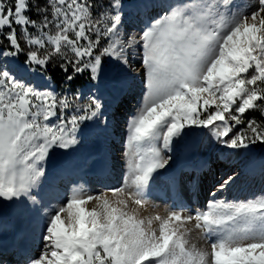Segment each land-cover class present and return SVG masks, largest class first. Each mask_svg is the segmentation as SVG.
Wrapping results in <instances>:
<instances>
[{
	"label": "snow or ice",
	"instance_id": "1",
	"mask_svg": "<svg viewBox=\"0 0 264 264\" xmlns=\"http://www.w3.org/2000/svg\"><path fill=\"white\" fill-rule=\"evenodd\" d=\"M137 78L122 175L106 151L93 171L114 183L93 193L79 177L58 191L51 155L75 152L90 132L111 136L110 109ZM194 133L253 157L260 147L264 171V0H0V216L26 225L19 258L0 250V264H264V194L217 199L236 172L216 184L206 210L176 199L149 211L155 177ZM210 168L202 161L197 179ZM166 180L179 192L178 176ZM28 230L38 252L24 242ZM194 231L207 247L193 243Z\"/></svg>",
	"mask_w": 264,
	"mask_h": 264
},
{
	"label": "bare ground",
	"instance_id": "2",
	"mask_svg": "<svg viewBox=\"0 0 264 264\" xmlns=\"http://www.w3.org/2000/svg\"><path fill=\"white\" fill-rule=\"evenodd\" d=\"M130 12H132L133 15V23H135V10L130 8ZM137 64L139 65V62L137 61ZM139 78H137V83L133 86L132 92L122 94L123 100V105H125L127 110L134 111L135 107L131 106V99L134 98L133 94L139 91ZM131 98L129 101L127 99ZM137 99L139 98L136 96ZM104 99L109 100L110 96L105 95ZM120 97L118 100L115 102V108L113 106L110 111H115L117 108V104L120 103ZM116 127L113 131V134L108 137H104L101 135H97L95 132H92L89 134L86 138H90V135L95 134L97 138L101 140L98 150H94L92 152L91 158H89L88 163H82L78 162L77 164L71 165L70 163H65L62 166H59V170L55 171L54 175L56 179V184L55 187L58 191H64L65 188H63L64 184H66L67 180L71 182V185L69 188L72 187V182L75 181L76 183H81L83 182L79 177H83V180H87L89 182V187L92 190L93 193L103 191L104 188L103 186L105 184H111L115 182V179H110L103 177L99 172L98 174L101 176L100 178H93L91 177H86L84 176V173L86 171L88 172H93V169L97 167V162L104 156L106 151H110L115 158V160L118 162L117 163V168L115 169V178L118 179L122 175V166H123V161L119 160L118 158L116 159V150L119 151L118 149L121 148V143L122 139L120 138L121 132H124V122H119V119L116 115L115 121ZM120 124V126H118ZM198 143V142H197ZM205 143V142H204ZM208 143V141H207ZM195 141L191 138L188 140L183 146L180 145L181 147L179 149L175 148L174 151V161L172 163V168L175 171V175L178 176L181 180V187L179 192H177L178 199H183L184 202L192 209L195 210L197 208H200L201 210H206V201L207 199H204V193L206 191H210L211 193L216 184L221 181V176L227 175L228 172L233 169L234 166H239L243 168L240 169L239 171H236V173L239 176V179L236 180L234 184H231L227 191L220 193L217 198L225 197V198H232V194L236 193L237 191V196L234 199H240L242 196L243 198L245 196L251 195V191H253L254 187L257 185L258 181L260 178H264V171L261 169L260 165V160H259V154L261 152V148L257 149L254 151L255 156L253 157L249 153L247 154L246 157H249L248 159H244L246 152H233V153H224L222 155H219V158L216 160L214 159V156L211 154L214 153V151L211 148L206 147L204 144H202L199 148L196 147ZM209 146V143H208ZM207 148V149H206ZM213 148V146H212ZM213 151V152H212ZM118 154V153H117ZM245 157V158H246ZM206 161L208 164H210L211 168L210 170L205 169L203 171L199 172V179H197L198 172L192 171V166L197 165L200 167L201 162ZM190 163V169H184L183 165ZM218 163V170L214 169L216 168L215 164ZM73 166L76 170L74 172H66L65 168L67 166ZM217 171H220L221 173H218ZM211 174L212 181H210L208 178L205 179L206 176ZM214 174V175H212ZM219 174V175H218ZM165 172L163 173V176L158 180V182L154 181L152 184V187L150 189V192H155L157 193V208L156 209H151L149 208V211H159V212H165L166 210H170L171 205H172V200H171V192L172 189H170V186L168 182L165 180ZM247 179V182L240 186L241 180L242 179ZM251 179V180H250ZM254 179H257L255 184ZM118 186V185H117ZM258 190L261 192H264V187L261 188L260 183L258 186ZM212 197L210 196L209 199ZM209 201V200H208ZM207 201V202H208ZM55 203V201H52ZM11 221V220H10ZM16 222L14 223L11 221L12 226L9 224L8 218L1 217L0 216V246L4 245L7 247L8 245H14V247L17 246L19 243V236L17 235L20 233L22 230L25 229L26 225L25 223H20L21 225L17 227L18 220H15ZM191 239L193 243H196L198 246L201 247H207V240L208 238L205 237L202 233L198 231H194L193 233L190 234ZM25 244L29 249H34L37 252L39 251V248L37 245L39 244V241L36 239V234L31 232V230H28L25 233ZM5 240V243L3 242ZM17 259L19 258L16 255ZM11 259V258H10Z\"/></svg>",
	"mask_w": 264,
	"mask_h": 264
},
{
	"label": "rangeland",
	"instance_id": "3",
	"mask_svg": "<svg viewBox=\"0 0 264 264\" xmlns=\"http://www.w3.org/2000/svg\"><path fill=\"white\" fill-rule=\"evenodd\" d=\"M245 2H251V0H241V3H245ZM130 9V8H129ZM140 27H143V25H142V23L140 24ZM137 66H139L138 64H137ZM50 77H51V83H52V86L55 88V90L57 91V92H60L61 91V89L62 88H64V87H67L66 85H63V83H62V80H61V78H60V74H59V72H56V73H51L50 74ZM87 79V77H83V78H80V79H78L73 85H72V88L73 89H75V88H78V87H80V84L84 81V80H86ZM40 83H43V81H39ZM134 96V95H133ZM131 98H129L128 97V99H127V101H129ZM139 99V98H138ZM137 97L136 96H134V98H132L131 100V106H133V108L135 107L136 108V106H137ZM107 100V99H106ZM118 106H117V108H116V115H117V117H118V119H119V122H120V124H121V122H124L125 121V119H126V117H127V115L129 114V110H127L126 109V107H125V105H123V103H119V104H117ZM252 113H254V114H256V112H252ZM258 114V113H257ZM259 115V114H258ZM120 124L118 125V126H120ZM92 132H90L89 134H91ZM123 133L124 132H121V134H120V138L122 139V137H123ZM88 134V135H89ZM193 139L194 141H195V145H197L196 147H200L202 144H204L206 147H208V148H210V146L212 145L213 146V148H212V146H211V148L210 149H212L213 151H214V153L213 154H211L212 156H214V159L216 160V158L218 159L219 158V155H222V154H224V153H233V152H235V151H232V150H228V149H222L221 148V146H219V145H215V142L213 141V142H209V136L206 134V133H194V134H192V135H189V136H187V137H185L184 138V140L183 141H181L178 145H176L175 146V148L176 149H179L181 146L180 145H184L188 140H190V139ZM207 141H208V143H209V146H208V143H207ZM100 142H101V140L99 139V137L97 138V136L95 135V134H92V135H90V138L88 139V138H86V140H85V143L83 144V145H81L78 149H76V151L75 152H72V153H68V154H65L63 151H61V150H57L56 152H54L52 155H51V157H50V159H49V162H48V168H49V172H50V175L51 174H54L55 173V169L57 168V167H59V166H62L63 164H64V162L65 163H70L71 165H73V164H77L78 162H82V163H88V160H89V158H91V155H92V152L94 151V150H98V146H99V144H100ZM198 142V143H197ZM205 142V143H204ZM182 145V146H183ZM215 145V146H214ZM121 148L120 149H118L119 151H117L116 150V159L118 158L119 160H121L122 159V153H123V142L121 143ZM260 147H257L254 151H256L257 149H259ZM207 149V148H206ZM212 151V152H213ZM118 153V154H117ZM247 154L248 153H246L245 154V157L247 156ZM244 157V159L246 160V159H248L249 157H246L245 158ZM122 161V160H121ZM218 163H216L215 164V166H216V168L214 167V169H216V170H218V165H217ZM122 168H123V166H122ZM243 168V166L242 167H240L239 168V166H234L233 167V169H231V171L230 172H228L227 173V175L226 176H224V178H227V176L228 175H231L233 172H236V171H239L240 169H242ZM218 173H221L220 171H217ZM162 174H163V171H161L156 177H155V179H154V181H156V182H158V180L162 177ZM212 175H214V174H212ZM219 175V174H218ZM223 177V175L221 176V178ZM206 178H208L209 180H210V178H211V174L210 175H208V176H206L205 177V179ZM244 178V177H243ZM113 180V179H112ZM251 180V179H250ZM256 180L257 179H254V183L253 184H255V183H257L256 182ZM210 181H212V179L210 180ZM67 183L66 184H64V186H63V188H65V189H67V188H69V186L71 185V182H69L68 180L66 181ZM247 182V179H242L241 180V183H240V186H242V185H244L245 183ZM259 183H260V186H261V188H263L264 187V178H260L259 179V181H258V183H257V185L254 187V189H253V191H251V195H249V196H245L244 198H243V196L240 198V199H247V198H252V197H254L255 195H257V194H264V192H261V191H259L258 190V186H259ZM210 191H206L205 193H204V201H205V199H207V201L208 200H210L209 198H210V193H209ZM237 191H236V193H234V194H232V198H227L228 200H233L236 196H237ZM221 195V194H220ZM222 196V195H221ZM158 196H157V193H155V192H150V195H149V208L151 207V209L153 210V209H157L158 210V208H157V200H156V198H157ZM220 198V197H219ZM219 198H217V199H219ZM239 199V198H238ZM207 201H206V204H207ZM52 203H54V202H52ZM150 210V209H149ZM1 217H5V218H8V220H9V224L12 226V224H11V221H13L14 223L16 222L15 220H18V219H16L10 212H5V214L3 215V216H1ZM11 220V221H10ZM19 222H18V224H17V227H19L22 223H24V222H22V221H20V220H18ZM22 222V223H21ZM21 223V224H20ZM5 241V240H4ZM196 244V243H195ZM196 246L197 247H201V246H198L197 244H196ZM8 256V255H7ZM9 258H11V255H9L8 256Z\"/></svg>",
	"mask_w": 264,
	"mask_h": 264
},
{
	"label": "trees",
	"instance_id": "4",
	"mask_svg": "<svg viewBox=\"0 0 264 264\" xmlns=\"http://www.w3.org/2000/svg\"><path fill=\"white\" fill-rule=\"evenodd\" d=\"M253 116H256V117L259 119V115H258L257 113L254 114V113H252V112H249V113L247 114L246 119H248V118H252Z\"/></svg>",
	"mask_w": 264,
	"mask_h": 264
}]
</instances>
